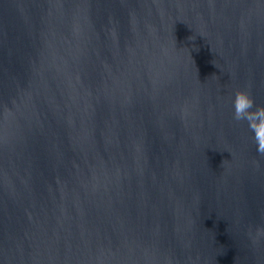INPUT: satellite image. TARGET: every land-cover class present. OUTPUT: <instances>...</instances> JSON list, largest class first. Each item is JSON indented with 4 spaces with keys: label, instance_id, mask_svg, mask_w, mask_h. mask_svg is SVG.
<instances>
[{
    "label": "water",
    "instance_id": "obj_1",
    "mask_svg": "<svg viewBox=\"0 0 264 264\" xmlns=\"http://www.w3.org/2000/svg\"><path fill=\"white\" fill-rule=\"evenodd\" d=\"M252 127L264 0H0V264H264Z\"/></svg>",
    "mask_w": 264,
    "mask_h": 264
},
{
    "label": "clouds",
    "instance_id": "obj_2",
    "mask_svg": "<svg viewBox=\"0 0 264 264\" xmlns=\"http://www.w3.org/2000/svg\"><path fill=\"white\" fill-rule=\"evenodd\" d=\"M245 101L248 102L246 103ZM251 107L252 104L250 100H248L246 94L237 93L236 100L234 103V119L236 121L249 120L251 126V118L247 115ZM257 123H260L259 118H257ZM252 131L255 134L257 152L260 155H264V127H252Z\"/></svg>",
    "mask_w": 264,
    "mask_h": 264
}]
</instances>
